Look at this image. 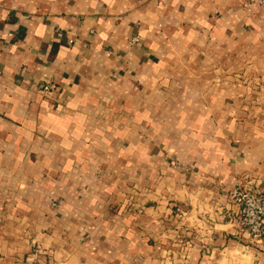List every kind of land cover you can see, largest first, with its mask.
<instances>
[{
    "label": "crops",
    "instance_id": "crops-1",
    "mask_svg": "<svg viewBox=\"0 0 264 264\" xmlns=\"http://www.w3.org/2000/svg\"><path fill=\"white\" fill-rule=\"evenodd\" d=\"M239 182L264 190L257 7L0 0V264H264Z\"/></svg>",
    "mask_w": 264,
    "mask_h": 264
},
{
    "label": "built area",
    "instance_id": "built-area-1",
    "mask_svg": "<svg viewBox=\"0 0 264 264\" xmlns=\"http://www.w3.org/2000/svg\"><path fill=\"white\" fill-rule=\"evenodd\" d=\"M246 6H255L264 13V0H246ZM56 34L60 35L59 31ZM138 40L135 35L129 39V44L134 45ZM230 195L238 207L239 232H247L255 238L264 236V190L239 183Z\"/></svg>",
    "mask_w": 264,
    "mask_h": 264
},
{
    "label": "rangeland",
    "instance_id": "rangeland-1",
    "mask_svg": "<svg viewBox=\"0 0 264 264\" xmlns=\"http://www.w3.org/2000/svg\"><path fill=\"white\" fill-rule=\"evenodd\" d=\"M239 183H240V182H239ZM239 183H237V184H239ZM237 184H236V185H237ZM236 185H235V186H236Z\"/></svg>",
    "mask_w": 264,
    "mask_h": 264
}]
</instances>
